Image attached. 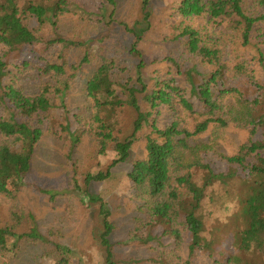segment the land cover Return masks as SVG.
<instances>
[{
	"label": "trees",
	"instance_id": "1",
	"mask_svg": "<svg viewBox=\"0 0 264 264\" xmlns=\"http://www.w3.org/2000/svg\"><path fill=\"white\" fill-rule=\"evenodd\" d=\"M79 254L264 264V0H0V264Z\"/></svg>",
	"mask_w": 264,
	"mask_h": 264
},
{
	"label": "rangeland",
	"instance_id": "2",
	"mask_svg": "<svg viewBox=\"0 0 264 264\" xmlns=\"http://www.w3.org/2000/svg\"><path fill=\"white\" fill-rule=\"evenodd\" d=\"M27 52L22 53V55L20 54H14V61L15 62H20L22 61L25 56H26ZM57 150V146L55 144V141L53 139V137L47 136L46 139L39 145L38 149H37V156H36V161H35V177L31 180L30 184H35V183H44L45 179L50 177L52 180L55 176V170H56V162H57V156H55L56 154V150ZM127 181V180H126ZM126 181L123 180L122 184H120L118 186V190L112 191L111 190V184H107L104 186L103 190L104 193H106L108 197H111V191L112 193L116 192V193H123L126 192L127 196H130L132 194V189L128 186V182L126 183ZM124 188V189H123ZM123 189V190H121ZM100 218V217H99ZM99 218L96 216H92L89 212V210L82 214L80 216L81 222L83 223V226L80 230H77L75 232V238L77 239V241L79 243H81L82 241H84V238H86L85 235V231H93L95 230V223L99 221ZM120 235H122L121 231L119 233ZM89 240H92V238L89 237ZM87 252L89 250L92 251L91 253V257L97 261L98 260V256L97 253L95 251L94 248L89 247V245H86L83 247ZM77 252H81L80 250ZM137 251H134L132 247L130 248H126L124 250H121L118 252V255L120 258H124L125 257H131L136 255ZM79 257L82 258V254H79ZM85 258V257H84ZM82 258L83 260V264H86L84 261L85 259ZM89 258V256H88ZM46 263V262H45ZM93 263V262H91ZM30 264H37L34 260L30 263ZM47 264H49V262H47Z\"/></svg>",
	"mask_w": 264,
	"mask_h": 264
}]
</instances>
